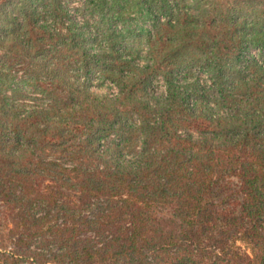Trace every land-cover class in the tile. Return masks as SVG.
I'll return each mask as SVG.
<instances>
[{
	"label": "trees",
	"instance_id": "obj_1",
	"mask_svg": "<svg viewBox=\"0 0 264 264\" xmlns=\"http://www.w3.org/2000/svg\"><path fill=\"white\" fill-rule=\"evenodd\" d=\"M208 1L137 0V28L122 0H83L91 36L48 47L0 24V46L45 58L42 91L67 94L26 107L0 53V264H264V0ZM95 71L115 95L90 90Z\"/></svg>",
	"mask_w": 264,
	"mask_h": 264
},
{
	"label": "rangeland",
	"instance_id": "obj_2",
	"mask_svg": "<svg viewBox=\"0 0 264 264\" xmlns=\"http://www.w3.org/2000/svg\"><path fill=\"white\" fill-rule=\"evenodd\" d=\"M44 3H50L48 6H43V4H38L35 16L34 15H27L24 18V14L22 13V6L19 4H0V24L5 25V19H10L9 17L15 16L18 18L19 21H22L21 27H19L20 33H24L23 37H33V40H35V44H41L45 47H48L49 45H52V43H56L61 36L69 34L68 41L71 40L72 37H79L78 32L80 30H84L85 34L91 36V31L88 30V25L95 26L94 20L90 15L89 11H85V7L83 4V0H41ZM105 6L108 7V5L111 3H114L115 0H105ZM120 0H116V2H119ZM124 3V7H122V15L129 19V23L132 26H136L138 28L139 25H146L147 23L142 21L141 16V7L137 5V0H122ZM222 1V0H220ZM225 1V0H223ZM2 1L0 0V3ZM115 2V3H116ZM208 2V3H207ZM203 5L207 6L209 5L208 0H203ZM117 4V3H116ZM8 13L6 16H4V9ZM32 17V18H31ZM37 18V21L34 22L33 19ZM132 17H135L137 22L134 19H131ZM85 19H90L89 22H85ZM97 20V19H96ZM131 21V22H130ZM44 23L45 28H40L39 24ZM82 26V29H80V26ZM101 26V25H100ZM103 27V26H101ZM54 28V31L58 34L51 35L49 33H52V30ZM46 30V32H45ZM51 35V36H50ZM86 35V36H87ZM103 35V34H102ZM53 37L54 39L52 40ZM38 38V39H37ZM41 39V40H40ZM103 40L101 38L98 39L97 42H95L93 45L90 46V48L93 51H97L100 49V47L105 46V43L103 44ZM132 42V43H131ZM86 43V42H85ZM79 44L74 45L75 51H83V47H78ZM13 46V50L10 51V56L7 57L10 60L11 67L13 69V73L15 75L16 81L19 84L18 95L17 99L19 102L23 103L26 107L29 106L31 103H33V100H41V98H46L47 94L50 93L51 95H54L55 97H66V90L63 89L61 79L59 77H56L53 81L54 85L52 87L48 88V92L42 91L41 82L38 78L45 76L46 74L52 75L48 70H45L42 66L41 59H45L44 57L34 56L32 58L27 57L26 53L24 52L22 45L20 43H16V41L7 39L5 41H2V46H0V53H4V51H7L8 47ZM107 46V43H106ZM105 46V47H106ZM131 48L136 51L134 55H136L137 52H139L141 57L139 59H144L143 54L145 53V42L144 39L141 38V40L136 37L132 38L130 41ZM236 49L235 46H233ZM60 48V47H59ZM58 48V49H59ZM57 48H52L51 53L46 55L45 57L47 59H50L52 67L58 68V66H63L64 64V58L63 62H61L62 56H58V52L56 51ZM79 49V50H78ZM72 51V50H70ZM133 51V50H132ZM250 51H252L255 55L258 53L256 47H250ZM36 58V59H35ZM59 67V68H60ZM105 73V72H104ZM199 80L203 81L205 78V73L199 74ZM193 80V79H192ZM154 85L150 90L153 94H158L161 91L166 89V86L163 82V80L160 78H154V81L152 83ZM90 90L97 92V93H108L110 95H115L117 93V87L112 84L110 81H107L106 79L99 78L98 71H95L92 74L91 82H90ZM9 92V90H7ZM10 93V92H9ZM48 94V95H50ZM148 96V95H147ZM38 98V99H37ZM134 118V117H133ZM132 118V119H133ZM135 121V120H134ZM111 136V135H110Z\"/></svg>",
	"mask_w": 264,
	"mask_h": 264
}]
</instances>
